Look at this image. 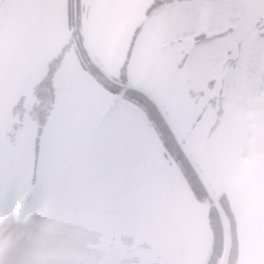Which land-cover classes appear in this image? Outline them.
I'll list each match as a JSON object with an SVG mask.
<instances>
[{"label":"crops","instance_id":"crops-1","mask_svg":"<svg viewBox=\"0 0 264 264\" xmlns=\"http://www.w3.org/2000/svg\"><path fill=\"white\" fill-rule=\"evenodd\" d=\"M159 1L165 4L147 16L154 0H80L84 47L106 77L157 104L213 202L228 204L235 264H264V40L244 19L252 0ZM67 3L0 0V156L31 166L83 164L102 154L155 219L161 264H206L208 208L166 158L142 111L98 83L75 51L54 74V106L40 135L26 119L13 142L6 138L12 107L22 94L34 97L69 37ZM210 79L225 91L213 109ZM224 222L223 261L232 245Z\"/></svg>","mask_w":264,"mask_h":264},{"label":"snow or ice","instance_id":"snow-or-ice-1","mask_svg":"<svg viewBox=\"0 0 264 264\" xmlns=\"http://www.w3.org/2000/svg\"><path fill=\"white\" fill-rule=\"evenodd\" d=\"M157 231L102 154L31 166L0 156V264H161Z\"/></svg>","mask_w":264,"mask_h":264},{"label":"trees","instance_id":"trees-1","mask_svg":"<svg viewBox=\"0 0 264 264\" xmlns=\"http://www.w3.org/2000/svg\"><path fill=\"white\" fill-rule=\"evenodd\" d=\"M164 4V1L161 3L159 0H154L146 12L147 16ZM81 14L80 0H68V36L74 38L72 48L76 52L83 69L107 90L119 95L142 111L143 119L160 141L166 158L181 172L196 200L208 208L212 234V250L206 264H235L236 252L233 246L235 243V231L232 213L228 204L224 200H220L217 204L213 202L209 192L204 187L157 104L143 91L129 86L124 81L117 82L109 79L95 66L84 47L81 37ZM61 61V58H58L55 62H51L49 70L44 78L33 87V95L36 99V103L30 112H26L25 110L24 102L26 96L24 94L19 96L12 107L11 116L13 117V121L10 132L6 135V138H8L10 142H13L17 134L20 133L22 124L26 119L35 122L37 126V137L40 135L48 116L53 110L55 90L52 81ZM224 220L231 230L230 239L232 240V245L227 257L223 261L222 258L226 242Z\"/></svg>","mask_w":264,"mask_h":264},{"label":"rangeland","instance_id":"rangeland-1","mask_svg":"<svg viewBox=\"0 0 264 264\" xmlns=\"http://www.w3.org/2000/svg\"><path fill=\"white\" fill-rule=\"evenodd\" d=\"M244 14H245V16H244L245 21H248V22H251L254 24L253 30H255V31L251 32V33L254 34L255 37L261 38L262 40H264V0H252V3L250 5L249 9L247 11H245ZM245 23L246 22H244L243 24L245 25ZM245 28H247V27H245ZM228 33H229V31H226L223 34L227 35ZM206 38L207 39L205 40V42L209 41L210 38L213 40L215 37H214V35H211L210 37L206 36ZM73 41H74L73 37L66 38L61 43V46H57V48L55 49L57 54L54 57H52L49 62L53 63L58 58H61V60H62L67 53H69L70 51H74L72 48V42ZM195 41L196 40H194L193 43ZM228 66H229V64H228ZM218 83H219V80L210 79L206 83V86H205L206 91L209 90L212 93L210 96V98H211L210 104H211L212 109L215 107H218L220 104V101L224 97L225 91L223 93L219 92ZM189 91L195 92L196 94H198V91H194L192 89H189ZM26 102L27 103L24 104L25 110H26V112H30L32 110V107L36 103V99L34 97H27Z\"/></svg>","mask_w":264,"mask_h":264}]
</instances>
